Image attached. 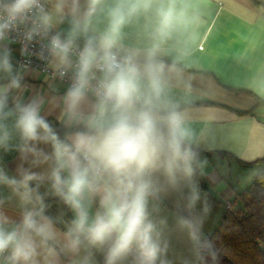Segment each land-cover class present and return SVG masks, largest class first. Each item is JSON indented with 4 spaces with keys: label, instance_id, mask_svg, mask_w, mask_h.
<instances>
[{
    "label": "clouds",
    "instance_id": "obj_1",
    "mask_svg": "<svg viewBox=\"0 0 264 264\" xmlns=\"http://www.w3.org/2000/svg\"><path fill=\"white\" fill-rule=\"evenodd\" d=\"M200 23L193 0H0V149L16 140L19 161L15 174L0 167L18 206L11 216L0 198V264H95V253L103 264H170L150 201L182 180L189 210L199 198L174 90L186 86ZM13 44L44 62L47 94L25 97L35 70L13 63ZM49 197L72 218L49 215ZM178 222L198 242L192 221Z\"/></svg>",
    "mask_w": 264,
    "mask_h": 264
},
{
    "label": "crops",
    "instance_id": "obj_2",
    "mask_svg": "<svg viewBox=\"0 0 264 264\" xmlns=\"http://www.w3.org/2000/svg\"><path fill=\"white\" fill-rule=\"evenodd\" d=\"M193 2L199 8L201 23L190 42L191 52L184 70L186 86L174 91L187 111L193 148L205 153L198 155L191 183L197 192L199 188L214 202L201 190L198 169L212 198L226 207L264 169V0ZM129 38L135 39L134 31L129 32ZM9 47L13 63L20 62L19 49L15 45ZM47 76L38 70L26 76L29 90L25 97L31 96L33 91L47 94L51 83ZM55 83L62 94L66 87L58 81ZM49 119L54 122V116ZM15 143L13 140L8 151L0 149V167L10 174H15L19 162ZM219 152H227L235 159L224 158ZM45 190L41 188L42 193ZM10 195L7 188L0 187V198L5 199L2 210L16 216L17 202L9 199ZM190 195L189 181L182 180L179 189L166 188L159 194L158 199L169 207L158 199L150 201L154 218L165 221L159 225L162 238H180L178 231L184 227L179 224V218L192 219L199 214L197 209L200 203L205 204L204 199L199 197L195 208L189 210ZM49 199L55 198L49 197L46 202ZM50 204L49 215L55 217L64 213L65 219L72 218L71 211L61 202L53 200ZM185 240L188 241V235Z\"/></svg>",
    "mask_w": 264,
    "mask_h": 264
},
{
    "label": "trees",
    "instance_id": "obj_3",
    "mask_svg": "<svg viewBox=\"0 0 264 264\" xmlns=\"http://www.w3.org/2000/svg\"><path fill=\"white\" fill-rule=\"evenodd\" d=\"M197 155L204 152L194 149ZM229 160L235 157L227 152H219ZM197 179L201 190L214 202L200 171ZM60 202L58 199H49ZM166 207L169 205L158 199ZM218 228L210 235L203 236L196 231L199 254L198 264H264V169L256 174L250 184L230 202ZM187 218V217H185ZM207 245H210L208 247ZM103 263V258L97 255Z\"/></svg>",
    "mask_w": 264,
    "mask_h": 264
},
{
    "label": "rangeland",
    "instance_id": "obj_4",
    "mask_svg": "<svg viewBox=\"0 0 264 264\" xmlns=\"http://www.w3.org/2000/svg\"><path fill=\"white\" fill-rule=\"evenodd\" d=\"M198 191L199 197L204 199L205 204L200 203L197 209L199 214L190 219L192 221L191 230L206 236L212 234L218 228L227 210L225 206L206 198L199 188ZM178 232L180 238L166 239L169 244L166 259L170 261V264H198L199 254L196 241L190 235V229L184 227ZM186 235H188V241L185 240ZM181 237L184 240H181ZM189 241H192V243L190 244ZM97 255L103 258L102 254L95 253V264H103Z\"/></svg>",
    "mask_w": 264,
    "mask_h": 264
},
{
    "label": "built area",
    "instance_id": "obj_5",
    "mask_svg": "<svg viewBox=\"0 0 264 264\" xmlns=\"http://www.w3.org/2000/svg\"><path fill=\"white\" fill-rule=\"evenodd\" d=\"M13 45H15V46L19 49V51H20V45H19V44H13ZM28 59L31 60V65H32L33 69L38 70V71H41L42 73L48 75V71H47L46 68H45V64H44V62L38 60L35 56H32V57H25V56H22V55H21V52H20V63H23V62H25V61L28 60ZM57 81H58V80H57ZM58 82H59L61 85H63V86L66 87V85L62 84L60 81H58ZM226 207H227L228 209H231V204L228 203V204L226 205Z\"/></svg>",
    "mask_w": 264,
    "mask_h": 264
}]
</instances>
